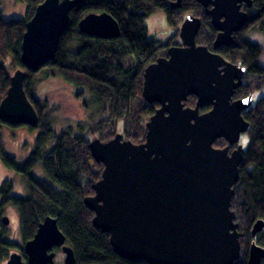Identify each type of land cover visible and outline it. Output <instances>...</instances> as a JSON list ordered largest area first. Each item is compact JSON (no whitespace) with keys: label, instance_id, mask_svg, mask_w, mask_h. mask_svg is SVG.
Here are the masks:
<instances>
[{"label":"water","instance_id":"1","mask_svg":"<svg viewBox=\"0 0 264 264\" xmlns=\"http://www.w3.org/2000/svg\"><path fill=\"white\" fill-rule=\"evenodd\" d=\"M85 0H45L27 23L22 63L37 72L56 59L72 11ZM177 0L173 8H180ZM206 10L218 34L214 50L235 43L249 21L243 5L253 0H195ZM202 20L188 15L181 28L182 46H173L144 73L145 100L160 107L147 123L146 140L135 144L120 133L104 142L93 139L94 159L104 165L95 194L86 207L96 229L110 235L114 251L132 262L149 264H235L242 255V235L233 210L235 187L244 161L240 147L217 149L218 139L230 145L250 130L243 112L253 98L233 101L246 68L227 61L197 43ZM81 32L102 39L120 37L119 22L108 12L90 13L79 22ZM27 73L18 70L0 104V119L10 125L38 127L40 117L25 90ZM197 98L195 107L187 102ZM212 107L206 113L201 109ZM8 223V219H5ZM264 220L252 230L255 238ZM56 248L66 254L56 261ZM27 259L13 253L8 264H77L75 250L58 221L48 216L25 244ZM264 247L254 242L249 264H262Z\"/></svg>","mask_w":264,"mask_h":264},{"label":"trees","instance_id":"2","mask_svg":"<svg viewBox=\"0 0 264 264\" xmlns=\"http://www.w3.org/2000/svg\"><path fill=\"white\" fill-rule=\"evenodd\" d=\"M7 1L0 0V104L7 96L14 73L24 70L26 93L40 117L38 127L32 130H39L40 134L34 151L22 165L6 153L0 140L1 161L22 176L28 189L26 197H12L9 195L11 186L5 187L0 191L3 205H14L18 209L25 242L35 237L46 217L56 218L67 236V243L76 252L77 264H149L120 257L111 245L110 235L93 225L95 214L84 200L95 194L93 187L101 179L104 165L94 159L90 143L93 139L107 142L120 133L135 144L145 142L147 123L160 107L144 98L145 69L166 56L171 47L181 45L174 39L190 14L203 22L197 43L245 67L247 88L251 93L257 95L264 91V64L261 62L264 49L248 36L264 34V0H253L252 8L243 5L249 21L235 34L233 45L218 50L213 48L218 32L204 7L195 0H184L180 8L172 7L177 0H85L71 13L56 59L37 72L22 63V43L27 23L45 0H12L26 10L23 17L10 19L2 12ZM160 11L166 14L173 33L167 40L151 37L146 23ZM93 12L110 13L120 24V37L102 39L81 32L79 22ZM6 57L11 59L12 67L2 61ZM42 71L48 77H60L76 87L79 97L88 94L86 102L95 106L98 116L83 133L69 128L58 134L49 122L47 102L34 92ZM196 101V97L191 96L187 105L194 107ZM86 106L90 105L86 103ZM245 119L250 123V130L233 201L242 235V255L235 264H249L254 242L264 247V230L257 237L252 236L254 225L264 220V96L246 113ZM39 165L46 180L33 174ZM14 247L7 239H0V264L8 259ZM23 256L27 259L26 253Z\"/></svg>","mask_w":264,"mask_h":264},{"label":"rangeland","instance_id":"3","mask_svg":"<svg viewBox=\"0 0 264 264\" xmlns=\"http://www.w3.org/2000/svg\"><path fill=\"white\" fill-rule=\"evenodd\" d=\"M5 18L23 17L26 7L15 3L12 0L7 1L2 8ZM150 36L162 40H167L173 34L170 31L166 14L163 11L157 12L146 21ZM182 26V25H181ZM249 38L252 41L260 43L264 49V34L250 33ZM181 44L180 33L176 34L174 39ZM179 46V45H178ZM2 61L9 67H12L11 59L6 57ZM264 64V53L261 59ZM13 72L16 71L12 68ZM36 96L47 102L48 108L46 115L48 120L58 134L69 128L74 129L77 133H83L88 129L93 118L98 116L95 106L86 102L89 99L88 94L79 97V90L68 84L60 77L49 76L42 71L39 74V80L34 86ZM264 96V91L257 93V100ZM88 103L90 106H86ZM39 130H32V127L26 125H10L0 119V140L3 148L9 156L16 159L17 163L22 165L34 151ZM33 174L39 179L46 180V175L39 165ZM14 182V195L26 197L28 195L27 186L23 183L22 177L13 169L9 168L1 161L0 156V188L6 180ZM10 218V225L4 228L3 237L10 240L16 248L18 245L23 247L22 227L18 209L14 206H8L3 214ZM0 225L6 227L0 219ZM66 254L61 250L57 251L56 261L64 262Z\"/></svg>","mask_w":264,"mask_h":264},{"label":"flooded vegetation","instance_id":"4","mask_svg":"<svg viewBox=\"0 0 264 264\" xmlns=\"http://www.w3.org/2000/svg\"><path fill=\"white\" fill-rule=\"evenodd\" d=\"M183 44H182V42H181V46H182ZM215 52V51H214ZM167 55H168V53H167ZM167 55L166 56H163V57H167ZM248 85H249V83H247V80H246V74H245V79H244V83L242 84V86L241 87H239L237 90H236V92H235V94H234V96H233V101H237V100H242V99H247V98H253V102H252V105H251V107L250 108H248V109H246L244 112H243V116L245 117V115H246V113H248L249 111H250V109L256 104V102H257V98H256V94H254V93H251L250 92V90H248ZM197 99V98H196ZM197 102V101H196ZM195 107V106H194ZM212 109V107H206V108H203V109H201V113H206V112H208V111H210ZM248 133V132H247ZM247 133H245V134H243L242 136H241V138H240V140H239V142H237V143H235V144H233V145H230V143L226 140V139H224V138H221V139H218L216 142H215V144H214V146H215V148H217V149H225V148H229V151H230V154L232 153V152H234L235 150H237V149H239L240 147H242V148H244V150L246 151V148H247ZM245 141H246V143H245ZM21 176V175H20ZM22 177V176H21ZM22 180H23V178H22ZM23 183H24V181H23ZM25 184V183H24ZM26 185V184H25ZM10 187L11 186V193L9 194L10 196H12V197H19L18 195H14L13 194V191H14V182L12 181V180H6L3 184H2V187L0 188V191L2 190V189H4L5 187ZM10 204H7V205H3V202H2V197L0 196V219H2V222L4 223V225L6 226V227H2V225H0V239H2V238H4L3 236V233H4V228H7L9 225H10V218L8 217V216H4L3 214H4V212H5V209L9 206ZM11 206V205H10ZM12 206H14V205H12ZM15 207V206H14ZM5 219H8V223H5ZM6 239V238H5ZM8 240V239H7ZM8 241H10V240H8ZM23 243H24V245H23V247L21 246V245H18L16 248H13V250H11V252H10V255H9V257H8V259L7 260H5L4 261V263L3 264H8V262H9V260H10V257H11V255L13 254V253H19V254H22L23 255V253H25V250H24V248H25V244H26V242L24 241V239H23ZM56 249H58V250H61L62 251V249H60V248H56ZM56 249H55V251H56ZM57 250V251H58ZM57 251H56V253H57ZM63 252V251H62ZM24 257V256H23ZM25 259V258H24ZM62 263V262H61Z\"/></svg>","mask_w":264,"mask_h":264},{"label":"snow or ice","instance_id":"5","mask_svg":"<svg viewBox=\"0 0 264 264\" xmlns=\"http://www.w3.org/2000/svg\"><path fill=\"white\" fill-rule=\"evenodd\" d=\"M245 143H246V141H245Z\"/></svg>","mask_w":264,"mask_h":264}]
</instances>
